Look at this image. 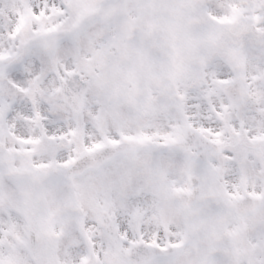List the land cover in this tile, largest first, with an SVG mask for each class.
I'll return each mask as SVG.
<instances>
[{
  "label": "snow or ice",
  "instance_id": "obj_1",
  "mask_svg": "<svg viewBox=\"0 0 264 264\" xmlns=\"http://www.w3.org/2000/svg\"><path fill=\"white\" fill-rule=\"evenodd\" d=\"M0 264H264V0H0Z\"/></svg>",
  "mask_w": 264,
  "mask_h": 264
}]
</instances>
